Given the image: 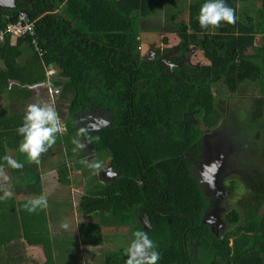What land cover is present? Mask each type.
<instances>
[{
    "label": "trees",
    "instance_id": "16d2710c",
    "mask_svg": "<svg viewBox=\"0 0 264 264\" xmlns=\"http://www.w3.org/2000/svg\"><path fill=\"white\" fill-rule=\"evenodd\" d=\"M253 1L225 0L235 9L237 20L235 25L222 22L215 30L199 25L205 0H16L14 9L0 7V29L15 22L21 11L36 21L33 36L16 41L7 37L0 44V98L5 102L0 109V169L9 177L7 182L0 180V201L12 203L8 214L20 213L19 206L13 208L15 203L21 205L41 195L48 201L46 209L24 210L23 220L13 221L11 214L8 218L0 213V264H36L30 248L37 246L47 258L52 252L50 244L58 240L46 234L48 225L51 230L52 214L64 211V221L74 225L71 175L77 172H82L85 182L77 211L85 219L97 220L78 222L75 236L62 231L63 237H74L75 245L63 247L61 264H75L76 249L81 258L85 256L81 245L91 250L88 264H95V259H101L100 264H125L114 248L98 255L92 250L110 237L116 238L118 226L136 223L139 209L148 215L150 227L138 222L136 229L148 232L158 245L159 264H264V171L243 179L249 189L240 203L246 218L243 220L239 208H233L226 217L233 227L218 236L203 222L209 198L188 165L180 162L175 147L183 134L185 111L198 108L199 124L206 129L220 124L225 110L217 104L214 89L218 87L243 101V86L256 91L246 96L245 103L251 108L248 119L250 124L263 125L264 0H259L255 17L240 12V6ZM163 12L171 19V31L179 37L182 50L194 46L208 63L180 69L182 81L177 90L172 85L170 92L163 89L165 78L156 74V90L139 94L134 87L144 73L135 78L134 66L139 63L141 22ZM185 14L187 18H182ZM51 88L60 90L56 102L50 97ZM41 89L66 127L62 137L65 150L53 146L41 157L42 161L56 160V183H47L41 164L29 163L27 155L19 151L23 138L17 129L23 124L27 105L44 98ZM91 105H108L114 110L112 127L92 134L100 136L94 145L99 150L109 148L115 169L122 173L111 182L92 179L89 169L65 161L77 157L72 143L78 132L77 115ZM132 114L137 117L133 124ZM164 126L169 132H164ZM202 133L195 124L188 132L190 144L195 145ZM5 156L24 167L9 166ZM17 177L25 179L16 181ZM228 189L237 190L235 180ZM104 217L111 218L116 227H103Z\"/></svg>",
    "mask_w": 264,
    "mask_h": 264
},
{
    "label": "rangeland",
    "instance_id": "374dc122",
    "mask_svg": "<svg viewBox=\"0 0 264 264\" xmlns=\"http://www.w3.org/2000/svg\"><path fill=\"white\" fill-rule=\"evenodd\" d=\"M178 5L179 4L177 3L175 7L176 10L179 9ZM259 6H260L259 0H255L254 3H250V5L248 6L247 5H245L244 7L240 6V12L241 13L247 12L248 15H252L253 17H255L257 8ZM187 14L183 15L182 18H187ZM167 18L168 16L164 12L155 13L153 17H151V19H147L143 21V26L146 27L147 23L150 22V27H153V26L155 28L165 27V29H167L168 25L165 24ZM162 20L164 21L161 22ZM159 36L160 34L157 35L156 40H159ZM168 38L171 42H178V37H176V35L174 34L169 35ZM192 58L195 64H202V63L208 62L201 50L195 51ZM40 91H42V89ZM214 91L217 97L218 106L221 109L225 110V112H228L222 118L221 123L218 126V129H215V132L217 131L218 133L220 132L219 136H221L222 142L220 145L218 144L217 147L213 148L215 151L212 150L213 151L212 154H216L215 152H217L216 155H219L218 161L219 159H221V161H219L220 171L223 170V173L221 175H218L219 177L218 176L216 177L215 176L216 174L213 173L212 171L210 173L207 172L208 174H206L205 176L203 175V176L204 178H207V180L212 181L213 183L211 184L215 183L216 185H219V183H221L220 182L221 179L225 180V183L223 182V185L224 184L226 185L228 181L235 180L236 188H237V190L234 192L230 190L227 191L226 195L224 192L222 193V190H221L220 196L225 197L221 201L222 202L221 205H219V207H216V210H215L216 212L214 210H213V213L208 212V220L214 225L218 236H221L228 229L233 227L231 224H229L226 218L227 214L233 208L235 207L239 208L242 211L243 220L246 218V213L243 212V209L240 206V203L242 202L241 200L244 198V195H246L249 192V189L245 186L243 179L249 174L255 173L256 171H262V172L264 171V145L262 144L264 143V140H263L264 122H263L262 130H259L262 126L260 125L261 122L259 123L260 126L254 125L253 122H251L252 124H250L249 122L248 115H249L251 108H250V105L245 103V100H246V96H251L253 93H256V91H252L248 86L245 85L242 88V94L244 95L243 96L244 101L241 99L242 97L238 98V95H231L230 93L226 92L225 89L218 87V88H215ZM42 93L44 94L43 91ZM43 100L48 102L45 94H44ZM4 104L5 102L3 98H0V109L4 107ZM63 135L57 136V141H56V144L54 145L55 147L59 146L58 148H60L61 150H65V145L62 144L61 142ZM212 147H213L212 143L211 144L209 143V145L207 144L206 149L209 151L212 149ZM255 147L258 148L257 151L255 150ZM80 156L81 154L77 153V157H75L74 159L66 157L65 161L68 162V164H71L72 161L74 162L76 161V163L78 162V164L80 165V168H82L83 164H81V159H83V156L81 157ZM43 160L44 161L41 160L40 164L42 166L44 180L47 181V183H50V182L56 183L57 169L55 168L56 164H54L56 160L54 159L53 160L51 159V161L50 159H43ZM62 160H64V158H62ZM212 160H213L212 162L214 163L218 162L217 159L215 160L214 157H212ZM205 167L207 168V164ZM204 168L203 167L201 168L202 173H206V170H205L206 168L205 169ZM216 168H218V166H216ZM71 176L73 178V184H72L73 189L72 190L73 192L75 191L74 193V202H75L74 225H69V223L64 221L65 220L64 218L65 216L63 215L64 211L58 212L57 214H52L51 221H49L51 230L49 229V225H48L47 227H48L49 232H47L46 234L51 235L52 238L57 237L58 239L57 244L51 241L52 243L50 244V246H51L52 252L46 254L47 258H45V252L43 251L42 247L40 246L31 247L30 253L35 258L34 260H36V264H61L60 257L62 255L63 247L67 246L66 248H69L71 246L72 248L75 245L74 237H71V238L63 237L62 231H68L70 234L75 236L77 234V228H78L76 224L85 219L84 216H82L77 211L78 200L80 199L79 195L83 193L85 190V182L83 180L82 172L72 173ZM23 179H25V177H22L21 179L16 178V181H22ZM0 180H3V178L0 177ZM215 190L217 191L218 189L215 188ZM219 190H220V187H219ZM24 204H21V205L19 203L14 204L13 208L19 206L21 209H20V213L14 212L13 214L12 212H10V214L12 215L13 221L23 220L22 218H24L23 216L25 213ZM11 205L12 203L8 200L3 201V202L0 201V213L4 212L5 215L9 218L10 214L8 213L11 208ZM50 206L49 208L50 209L52 208L53 210L54 203L53 205L51 204ZM263 209H264V206H263ZM210 219H213V222ZM85 220L96 221L97 219L86 218ZM103 222H104L103 227H106L108 224L111 225L109 228L115 227V226H112L113 223H112L111 218H107V220H105V217H104ZM64 224H68L69 227L67 229L64 228L63 227ZM118 234L119 235H116V238L110 237L112 240L110 238L105 240L102 245L93 248L92 251L98 255V253L101 254V252L103 251L107 253L109 252L108 249L114 248L117 251V254L121 256V260L123 258L126 260L127 257L124 253V249L128 246L129 242L131 241V238L126 239L125 236L120 235L121 234L120 232H118ZM68 239H70L71 242ZM60 242L61 243L63 242L64 244H60ZM80 248L82 249V253L85 254V256L83 255V257L81 258V251L76 249V254H77L76 257L77 256L79 257H77L78 260L75 262V264H88L90 262L89 261L90 257L88 256V254L90 253L91 250L83 245H81ZM193 248L195 247L193 246ZM49 254L51 255H50L49 260L47 261ZM100 260L101 259H95L96 263L95 262L94 263L100 264L101 263Z\"/></svg>",
    "mask_w": 264,
    "mask_h": 264
},
{
    "label": "flooded vegetation",
    "instance_id": "af4514ba",
    "mask_svg": "<svg viewBox=\"0 0 264 264\" xmlns=\"http://www.w3.org/2000/svg\"><path fill=\"white\" fill-rule=\"evenodd\" d=\"M0 3H4V0H0ZM153 15L154 14L150 15L147 18L142 19L141 22L142 31L140 33V36H138V38L142 40V43L140 46L139 53L136 54V60H138L139 63L135 64L134 66L135 78H138V76L144 73L143 75L144 77L139 78L134 87L139 94H141L142 92L147 93L148 91L156 90L153 88V82L155 80L156 74H159L165 78L163 89L165 88L170 92L172 85L175 88V90H177L179 82L182 81L178 73L180 69L182 68L192 69L201 66L202 64H206V63L195 64L193 62V58H192L193 54L195 51H199L198 48L191 46L188 49L182 50L180 46L179 37L175 32L171 31L172 29H174V26L172 25L173 23L171 22V19L169 17L165 22V24L168 25L167 29H165V27H161V28L158 27L155 28L154 26L150 27V22L147 23L146 27H144L143 21L147 19H151ZM163 21L164 20H162L161 22ZM158 34H160L159 40H156ZM171 34H174L176 35V37H178V42H171L169 40L168 37ZM165 38H168V41H165ZM148 70H150L153 74L147 73ZM149 75H152V77L146 78V76ZM131 108H133V106H131ZM227 113L228 112H225L224 115H226ZM197 114L199 115L197 116ZM77 118H78L77 123L79 125L78 129L81 126H83L81 124V120L88 118L90 119V122L93 127H97L100 128V130H102L112 127V123L114 120V110L111 107H108V105L101 107L91 105L83 109L81 112H79ZM135 118L137 117H135L134 114H132L133 121L131 122V124L134 123ZM183 118H184L182 121L184 124L183 134L179 139V144L175 146L177 148L176 156H179L178 158L180 159V162L183 165L185 164L188 165V169L191 171V173L194 176H196L199 186L201 187V190L209 198V206L206 212L213 213V210L215 211L216 207H219V205H221L222 203L221 201L225 198L223 196H220L221 190L222 193L224 192L226 195L227 191H229L228 186L231 184L232 181V180L228 181L226 185L225 184L223 185V182L225 183V180L221 179L220 180L221 183H219V185H216L215 183L211 184L213 183L212 181L207 180V178H204V176L208 174L207 172L210 173L213 171V173L216 174L215 175L216 177L223 173V170L220 171V163L219 165H217L214 164V162H212L213 161L212 157H214L215 160L217 159V161L219 157V155H216L217 152H215L216 154H212L213 153L212 150H214L213 148L217 147L218 144L220 145L222 142L221 136H219L220 132L219 133L218 131L215 132V129H218V126L220 124L211 129H206L202 124H199V122H201V119H200V110L198 108L190 109L188 112L185 111ZM106 120L108 122L107 126H105ZM195 124L198 125L199 129H203V133L201 134L199 140H197L194 145V144H190L189 142L190 140L188 138V132L190 130H193V126ZM262 127L263 125L259 130H262ZM163 130L164 132H169V128L167 126H164ZM94 133L97 132H93L92 134ZM78 138L83 141L82 137H78ZM209 143L210 144L212 143L213 147L211 150L208 151L206 148H207V144L209 145ZM77 152L79 154H83L81 155L83 156V159H81V164H83V167L87 172H88V168L85 166L84 161L93 158H99L107 162L106 171L101 172L99 175H91L92 179H97L100 182L106 183L115 180L122 174L121 171L115 169L114 156L110 152L109 148H104L102 150H99L96 147V145L92 143V144H88L87 147L84 149H78ZM219 161H221V159H219ZM157 163L159 162L157 161L155 164ZM206 164H207V168L205 167ZM216 166H218V168H216ZM202 167L206 168V169L204 168L206 170V173L201 172ZM142 177L143 175L141 174V181H142ZM215 188L218 190L216 191ZM136 214H137L136 223L135 222L127 223L120 225V227L118 226L121 230L120 235L124 236L126 234L125 235L126 239L129 237L133 239L134 238L133 233L136 230H141V229H136L138 226V222H141L143 226L147 229L150 227L147 224L145 225V217L143 210L139 209L138 211H136ZM210 220L213 222V219ZM124 229H126L128 232L124 231Z\"/></svg>",
    "mask_w": 264,
    "mask_h": 264
},
{
    "label": "clouds",
    "instance_id": "9594fccd",
    "mask_svg": "<svg viewBox=\"0 0 264 264\" xmlns=\"http://www.w3.org/2000/svg\"><path fill=\"white\" fill-rule=\"evenodd\" d=\"M198 19L202 29L215 30L221 26L222 22L235 25L237 17L235 9L228 6L225 0H205L200 8ZM210 34L215 33L212 31ZM107 123L106 120L105 126ZM81 124L83 126L78 129L76 137L72 139V143L75 145L74 152L86 148L88 144L100 141L99 135H92L93 132H99L100 128L93 127L90 119H82ZM65 131L66 127L53 104L43 99L29 103L23 117V124L17 129L18 134L23 138L19 145V151L27 155L29 163L39 166L42 155L56 144L57 136L63 135ZM77 137H82L83 141ZM4 159L13 168L21 169L24 167L22 163L14 160L11 156H5ZM84 163L91 175H99L106 171L107 162L105 160L93 158L84 161ZM214 164L219 165V162ZM0 177L5 182L9 179L3 169H0ZM5 194L7 195V193ZM47 207L48 201L44 195L31 199L24 204L25 210L30 213ZM63 227L67 229L69 225L64 224ZM133 237L130 244L124 249L127 257L125 264H159L161 254L157 250L158 245L150 238L148 232L136 230Z\"/></svg>",
    "mask_w": 264,
    "mask_h": 264
},
{
    "label": "built area",
    "instance_id": "2783aa9c",
    "mask_svg": "<svg viewBox=\"0 0 264 264\" xmlns=\"http://www.w3.org/2000/svg\"><path fill=\"white\" fill-rule=\"evenodd\" d=\"M36 21L33 20L26 11H21L18 19L15 22H10L3 29H0V44L4 43L7 37H10L12 41H16L18 38L33 36L35 34ZM36 44V40H34ZM41 50L40 48H38ZM51 73V71H50ZM60 93L59 89H50V97L53 102H56L57 94Z\"/></svg>",
    "mask_w": 264,
    "mask_h": 264
},
{
    "label": "water",
    "instance_id": "95a60500",
    "mask_svg": "<svg viewBox=\"0 0 264 264\" xmlns=\"http://www.w3.org/2000/svg\"><path fill=\"white\" fill-rule=\"evenodd\" d=\"M15 6H16V0H4V3H0V7L1 8H5V9H14ZM59 12H60L61 15L65 16L64 13L61 10H59ZM144 217H145V225L147 224V225L150 226L149 217H148V215L145 212H144ZM203 222H206L207 224H209L211 226V228H212V231L216 235H218L214 225L208 220V212L205 213L204 218H203ZM186 247L187 246L185 244V248ZM194 247H196V244H194Z\"/></svg>",
    "mask_w": 264,
    "mask_h": 264
},
{
    "label": "crops",
    "instance_id": "0c3cea01",
    "mask_svg": "<svg viewBox=\"0 0 264 264\" xmlns=\"http://www.w3.org/2000/svg\"><path fill=\"white\" fill-rule=\"evenodd\" d=\"M261 36H259V41L261 40ZM252 50H254V49H252ZM208 61V60H207ZM208 63V62H207ZM64 135H65V133H64ZM61 142H62V144H63V138L61 139ZM17 178H19V179H21L22 177H17ZM115 226V225H114ZM116 227V226H115ZM120 227V226H119ZM119 231H120V233H121V230H120V228H119ZM124 231H127L126 229L124 230ZM126 233V232H125ZM126 235V234H125ZM124 235V236H125ZM130 238V237H129ZM131 240H132V238H131ZM193 246H194V244H193ZM194 251L196 252L197 251V248L195 247L194 248Z\"/></svg>",
    "mask_w": 264,
    "mask_h": 264
}]
</instances>
